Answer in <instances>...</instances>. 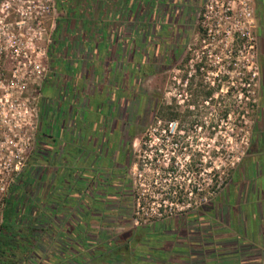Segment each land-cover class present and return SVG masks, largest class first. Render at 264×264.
<instances>
[{"label":"rangeland","instance_id":"1","mask_svg":"<svg viewBox=\"0 0 264 264\" xmlns=\"http://www.w3.org/2000/svg\"><path fill=\"white\" fill-rule=\"evenodd\" d=\"M209 1L120 9L119 0H0V22L12 25L30 54L7 62L2 76L12 87L0 91V114L15 118L0 122L6 134L1 163L25 164L2 168L4 183L14 184L29 168L44 99L57 96L54 69L70 65L83 120L91 123L89 131L85 122L77 127V165L82 172L96 167L88 182L95 185L100 172L97 179L115 186L96 193L90 233L150 241L147 250L157 258L143 255L142 264L148 257L160 264H264V146L255 149L256 140H264V0L250 5L252 25L243 21L242 5L228 12L229 5ZM44 6L50 13L41 18ZM207 7L215 17L210 37L202 25ZM111 10L113 16L122 11L127 23L119 73L112 81L81 80L90 37L104 28ZM8 32L2 28V37ZM168 108L179 115L170 131L164 120L156 123ZM100 148L109 154L98 166L93 152L84 153Z\"/></svg>","mask_w":264,"mask_h":264},{"label":"trees","instance_id":"2","mask_svg":"<svg viewBox=\"0 0 264 264\" xmlns=\"http://www.w3.org/2000/svg\"><path fill=\"white\" fill-rule=\"evenodd\" d=\"M211 97L209 92L206 98ZM44 107L31 164L9 187L3 201L0 264H141L143 255L157 258L147 250L146 243L150 241L135 240L132 234L114 239L90 233L88 216L95 208L96 193L112 191L114 183L97 179L99 172L94 185L88 182L93 180L87 174L91 170L72 168L66 157L63 160L59 156L56 118L50 112L51 106ZM168 111V116L156 117V123H167L166 131L179 118L177 113H171L172 108ZM47 132L53 136L47 137ZM48 164L49 170L44 167ZM138 168H142L141 163Z\"/></svg>","mask_w":264,"mask_h":264},{"label":"crops","instance_id":"3","mask_svg":"<svg viewBox=\"0 0 264 264\" xmlns=\"http://www.w3.org/2000/svg\"><path fill=\"white\" fill-rule=\"evenodd\" d=\"M197 1L199 0H119V3L120 9H124L125 7L128 8L129 6L135 7L134 5H195V2ZM110 9H112V5ZM104 15L106 18L104 28L100 31V33H95L90 37V44L92 47H90L91 49L89 52V65L85 75L83 73L84 71L79 73L84 75L81 76V80H84L85 76L87 75L89 79L93 81L99 82L100 80V82H106L108 79L112 81V79L116 80L115 77L119 73L117 71V66L124 54V42H126V39L123 35L125 34L124 31L127 29V23L126 20H123L125 16L123 17L122 11L116 12L113 16L111 10L109 17V13H105ZM77 71L78 70L75 72L76 74ZM77 90L80 93L78 88ZM75 102L76 100L73 101V103H67L66 97H64L60 103V107L63 112L62 116L56 118L58 131L56 139L60 144L59 156L62 155L61 158H63V160H65L64 157H66L67 163L72 164V168L78 167L76 158V136L73 129L74 123H76V120L79 119V110L82 108V104H77ZM73 105H75V108H73ZM72 108L73 111H71ZM45 122L47 124L49 122L48 119H46ZM46 134L47 137L52 135L49 132ZM48 150L49 148H47V151ZM90 159L91 156H88V160L86 162L88 163ZM50 166V164L44 165L47 170H49ZM154 260L146 258V264H160V262Z\"/></svg>","mask_w":264,"mask_h":264},{"label":"built area","instance_id":"4","mask_svg":"<svg viewBox=\"0 0 264 264\" xmlns=\"http://www.w3.org/2000/svg\"><path fill=\"white\" fill-rule=\"evenodd\" d=\"M253 0H210L207 5H229V7L227 8V11L229 12L230 9V5H242V15H243V21H245V24H254V17H253V10L251 8L250 5H253ZM43 12L40 13L41 18H44L45 14L50 13V6H44L42 7ZM215 17H213V7H207V12L203 15V21H202V25L204 26V30L207 32V36H211L213 33V29H212V24L211 22H215L214 21ZM2 22H0V91L1 90H8L6 89V87L11 88L12 85L11 83H7V85H5L4 80L2 79L3 73L5 71H8L6 69V64L7 62H11L12 64L14 63V59H17L19 57H22L24 59H30L29 56L30 54L25 51L26 48L25 43H22L19 39H17V37L15 36L13 30L14 28L11 27L10 25H6L3 24L1 25ZM43 22L40 20L38 25H42ZM4 28L6 29V31H10L11 33H4L6 35H4V37H2V33H1V29ZM241 34V36L245 37L248 36V33H244L241 32L239 33ZM239 36V35H238ZM18 41H20V44L18 43ZM21 46L23 48H21ZM44 55L46 54V51L43 53ZM31 64V62H29ZM13 72L17 71V70H12ZM2 97H0V103L2 102ZM15 116L12 115H5L2 116L0 114V122L2 121H12L14 120ZM2 128L3 126L0 125V153H1V146H3L2 142V136H5L6 134L2 132ZM10 136L8 135L9 139ZM3 139H6V136L3 137ZM8 142V140H7ZM12 143H14V141L12 140ZM28 148V146H26V149ZM26 149H22L20 150V152L24 153L26 151ZM9 150V149H8ZM9 155L13 154L14 151L13 150H9L8 151ZM8 159H10L9 156H7ZM25 164L22 161H19L18 163H14L13 161H5L4 163H1V158H0V171L2 168L6 169V170H14V169H18L19 167H24ZM14 181V180H13ZM12 184L9 183H4V181L1 179V175H0V201H1V196L4 195V198L6 197L7 193H8V189Z\"/></svg>","mask_w":264,"mask_h":264},{"label":"flooded vegetation","instance_id":"5","mask_svg":"<svg viewBox=\"0 0 264 264\" xmlns=\"http://www.w3.org/2000/svg\"><path fill=\"white\" fill-rule=\"evenodd\" d=\"M70 32H71V30H70ZM70 36H71V34L68 35V38L66 39V42H68V41L70 42V39H71ZM66 54H68V52ZM84 56H85V53H84ZM89 57H90V55L88 56V59H90ZM57 59H58V57H57ZM54 70H55V73H56L55 74L56 82H54L53 84H51V87H53L54 90L57 92V96H56V99L45 98L44 99V104L47 105V106H49V107L51 106L50 107L51 114L53 113L54 117L55 118H58V117L62 116V113H63L62 112V109L60 107V103L62 102V99L64 97H66V102L67 103H70V102L73 103V101L76 100L75 103L80 104V96H79L80 93L77 90L78 87L75 86L73 84V82L71 81V77L68 76L69 73L71 72V70L72 71L74 70L73 66H70V65L63 66L62 65V67H60V65H59V67L56 66V68ZM55 106H58V107H56L57 109L55 108ZM84 107L83 106H82V108L80 107L81 109L79 110V113H78L79 114V116H78L79 119L77 118L78 120H76V123H74V129H73L75 131V136H76V139L75 140H76V158H77V164H80V163H78V162H80V155H79L80 154L79 153L80 148H79V145H78L79 144V139H78V133H77L78 124H79V122H85L86 123V129H88V131H89V125L91 124L89 122L88 117L87 118L85 117V120H83L84 119V116H82V113L84 112ZM115 107H117V106H115ZM73 108H75V105H73ZM73 108L71 109V111H73ZM111 132L113 133V128H111V126H110V133ZM88 139H89V137L86 136V138H85V142L86 143L87 142H90V141H88ZM256 142H258V144L255 145V149H256V151H259L264 146V140L261 141V143L258 140H256ZM104 145L105 144L103 143L102 144V147ZM261 145H262V147H261ZM101 149L102 148H100V150H97L98 152H95V151H92L90 149H87L84 154H87L88 151L93 152V155H94V157H93L94 164L100 166L99 163L101 161L103 162V160L107 159V156L109 154L108 151L105 154H101L102 153L101 152ZM111 152H110V154H111ZM123 156H125V159L127 160V157H128V151H127V149H125V152H124V155ZM110 160H111V158L109 159V161ZM83 163H85L84 160H83ZM126 165L122 164V168H123V166H126ZM90 167L96 169L95 166L94 167L93 166H89V169H90ZM81 168H82L81 166H78V169H81ZM83 168L86 170L85 167H83Z\"/></svg>","mask_w":264,"mask_h":264}]
</instances>
